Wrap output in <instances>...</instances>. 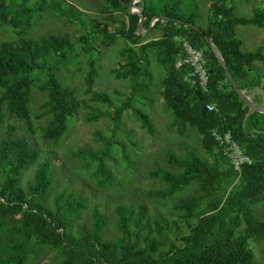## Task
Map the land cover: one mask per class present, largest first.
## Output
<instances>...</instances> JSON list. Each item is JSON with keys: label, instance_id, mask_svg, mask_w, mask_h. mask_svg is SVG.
Wrapping results in <instances>:
<instances>
[{"label": "trees", "instance_id": "trees-1", "mask_svg": "<svg viewBox=\"0 0 264 264\" xmlns=\"http://www.w3.org/2000/svg\"><path fill=\"white\" fill-rule=\"evenodd\" d=\"M130 1L102 0L108 20L118 27L108 31V24L101 27L93 21L88 39L81 37V41L86 39L83 49L92 55L90 41L95 36L101 38L102 47L113 45L118 38L124 40L126 43L119 51L121 61L111 74L115 80L129 81L134 92L148 90L152 80L151 61L162 67L164 76L159 95L173 117L171 126L180 136L194 130L206 158L194 152L181 157L168 153L166 159L171 169L148 173L164 188L151 190L148 196L155 202L170 201L169 215L158 213V217L153 218L145 205L118 204L112 220L120 236L109 240L104 235L109 222L98 213L100 206L89 207L86 203L93 204L95 195L91 194L92 199H89L91 195L85 197L81 190L69 191L71 181L76 178L73 171L78 167L72 163L56 167L50 159L35 167L39 162L38 152L26 139L14 137V128L10 127L5 135L0 133V264H27L30 246L35 252H56L60 258L58 264L254 262L249 241L260 243L264 233V222L257 221L250 210L252 204L264 199V115L250 110L239 99L204 37L212 39L237 87L254 103L264 106L261 69L264 42L256 51L244 52L242 42L235 38L237 26L252 25L264 31V0L252 6V15L248 18L235 16L234 3L240 1L249 5L256 0H206L207 9L203 3L198 4V0H136L137 6H143L144 31L153 17L159 18L143 36L137 34L139 15L130 14ZM57 7L40 0L35 10L22 3L17 9L0 0V27L15 31L18 36L13 41H0V107L3 106L10 117L30 127L29 102L36 82L32 75L37 70L46 72L45 80L38 86L46 100L39 108L49 116L42 137L53 144L63 138L68 118L87 106L73 89L59 82L52 68L46 67L49 59L57 57L65 61L67 54L74 51L71 38L67 34H50L39 39L24 36L34 12ZM200 11L206 16L204 27L195 22L196 13ZM58 13L72 23H83L85 15L70 4L58 7ZM116 13L126 14V24L117 20ZM156 33L158 36H154ZM183 42L200 51L204 58L208 74L205 90L186 81L189 66H176L185 56ZM90 61L84 95L89 96V102L112 108L114 113L98 112L91 115L87 123L109 117L118 126L122 114L131 109L141 130L153 137L152 120L139 108L131 107V98L116 105L108 94L93 90L96 73ZM208 104L214 106L213 111L206 109ZM213 131H229L251 163L234 170L212 137ZM104 144L106 148L111 146L109 142ZM122 148L125 153L123 145ZM97 151L80 150L71 158L95 161L100 157ZM124 157L127 158L125 154ZM101 159L104 161L92 171L94 182L114 183L111 171L105 166V159L109 160L110 156L103 155ZM87 164L84 162L86 173L92 166ZM32 167L34 175L23 186V174ZM55 184H61L64 190L54 199L52 209L48 198ZM192 188L196 193L181 198ZM179 222L186 223L188 233L172 234L176 231L174 224ZM41 258L34 257L30 264H38Z\"/></svg>", "mask_w": 264, "mask_h": 264}, {"label": "rangeland", "instance_id": "rangeland-1", "mask_svg": "<svg viewBox=\"0 0 264 264\" xmlns=\"http://www.w3.org/2000/svg\"><path fill=\"white\" fill-rule=\"evenodd\" d=\"M4 1L9 5L12 4L17 9L21 3L25 4L26 8H32L33 10L40 5V0ZM46 1L54 3L61 8H65L66 4L72 5L85 14L82 17L83 23H72L66 18L59 16L58 7L57 9H45L42 12H34L31 23L26 25L27 29H25L24 36L29 39H39L50 34H67L71 38L74 44V51L67 54L65 61L57 57L49 59L46 67L47 69L52 68L59 82L64 87L73 89L75 95L79 99H83L87 106L81 108L76 116L73 115L68 118L66 132L57 144L44 140L42 129L46 127L49 116L45 115L39 108L42 102L46 100V96L39 91L38 86L45 80L46 72L37 70L32 75L36 82L32 87L29 102L30 127L24 121L10 117L2 106L0 107V133L2 136L5 135L11 127L14 128V137L26 139L39 155V162L35 167L44 163L46 159L53 160L56 167L66 166L68 163L77 166L78 168L73 171L76 175V182L75 180L73 183L71 181L69 191L81 190L85 197L91 194L95 195V202L92 201L93 204L91 205L85 199L83 200L86 201L89 207L94 206V204L100 206L98 213L104 217L106 222L107 219L109 222L106 233H104L105 238L112 240L114 237L120 236L112 220V215L115 212L114 208L118 204L123 205L124 202L126 204L133 203L135 206L145 205L153 218L158 217V213L169 215L170 201L155 202V199L148 196L149 191L164 188L159 180L150 178L148 173L158 169L170 170L171 166L166 159L168 153H173L177 157H181L188 152H194L198 156L203 157L205 155L199 147L194 130H188L185 135L180 136L171 126L173 117L170 111L165 109L159 95L160 83L164 76L162 67L155 61H151L149 71L152 80L148 90L134 92L129 81L115 80L111 74V71L117 67V63L121 61L119 51L126 43L124 40L118 38L113 45L102 47L101 38L95 36V39L90 41V46L93 49L92 55L83 49L86 47L84 44L86 39L81 41V37L84 36L88 39L89 29L92 28L93 21L100 23L101 27L104 24H108V31H113L118 27V24H111V21L108 20V13L104 11L102 0H64V4L60 2L61 0ZM197 2L198 4L203 3L205 9L208 8V1L198 0ZM258 3L259 0H256L249 5H245L240 1H236L234 3L235 16L250 17L252 15V6ZM116 14L117 20L126 24V14ZM205 17L201 11L198 15L196 13V25L204 27L202 23H204ZM154 36H158V33ZM17 38L15 31L0 27V41H13ZM235 38L242 42V50L244 52H254L264 44V31L252 25L237 26L235 28ZM90 60L95 66L96 73L93 90L108 94L116 105L122 104L126 98H131V107L139 108L152 120L155 130L153 137L148 136L141 130L131 109H127L122 114L118 126L109 117H102L98 122L87 123V119L98 112L114 113V109L89 102V96L84 95V90L86 89L85 77L91 71ZM261 69L264 72V66H261ZM104 142H109L111 146L103 147L105 145ZM122 145L125 148V153H123ZM80 150L90 152L98 150L97 152L101 158L103 155H109L110 159H105V166L111 171L114 183L110 181L107 184L101 180L94 182L92 171L104 160L100 157H97L95 161L71 158L74 153ZM124 154L128 159L124 157ZM127 160L130 162H127ZM87 161L90 163L87 164ZM84 162L88 166L92 164L87 173L84 171ZM34 171L32 167L23 174V186H26L27 182L32 179ZM62 188L61 184H55L53 187L48 198L49 208L53 209V201L64 190ZM109 190L111 192H108ZM194 193H196V189L192 188L188 192L186 191L181 198ZM91 197L92 195L89 199H92ZM118 199L121 200L119 201ZM250 210L257 221L264 222V199L252 204ZM172 219L177 220L175 217H172ZM174 226L176 231H173L172 234L177 232L184 235L189 231L184 222H179L176 225L174 224ZM261 239L260 243H256L253 240L249 241V248L253 254V264H264V233ZM35 250L31 246L28 247L29 260L27 264H30L34 257L38 258V255L42 256L38 264H58L60 261L54 251L38 250V252H35Z\"/></svg>", "mask_w": 264, "mask_h": 264}, {"label": "built area", "instance_id": "built-area-1", "mask_svg": "<svg viewBox=\"0 0 264 264\" xmlns=\"http://www.w3.org/2000/svg\"><path fill=\"white\" fill-rule=\"evenodd\" d=\"M182 48L185 56L176 66L179 67L181 64L189 66L190 71L186 77V81L188 80L192 84H198L205 90L208 82V74L204 66V58L201 52L193 48L187 42H183ZM206 109L208 111H213L214 106L208 104L206 105ZM212 137L222 149L223 154L228 158L234 170H239L243 165L251 163V159L245 154L229 131L223 133L213 131Z\"/></svg>", "mask_w": 264, "mask_h": 264}, {"label": "water", "instance_id": "water-1", "mask_svg": "<svg viewBox=\"0 0 264 264\" xmlns=\"http://www.w3.org/2000/svg\"><path fill=\"white\" fill-rule=\"evenodd\" d=\"M129 7V12L130 14H137L139 15V21H138V25H137V34L138 35H145L150 28L154 25V23L156 21H158L159 18L157 17H153L149 27L147 30H143V6H137L136 5V0H131L128 4ZM191 26V25H189ZM205 41L208 43L212 53L214 54V56L216 57V59L219 61V63L221 64L223 70L225 71V75L230 83V85L232 86L233 90L236 92V94L238 95L239 99L243 102V104L248 107L250 110L252 111H256L258 113H261L264 115V106H260L256 103H254L249 97H247L235 84L234 80L232 79L230 73L227 70V66L225 61L223 60L222 56L220 55L218 49L216 48V46L214 45L212 39L210 37L205 36Z\"/></svg>", "mask_w": 264, "mask_h": 264}]
</instances>
